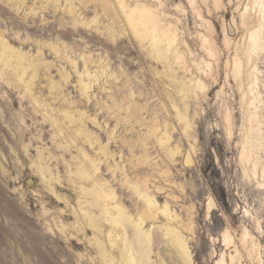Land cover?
Wrapping results in <instances>:
<instances>
[{"label": "rangeland", "instance_id": "obj_1", "mask_svg": "<svg viewBox=\"0 0 264 264\" xmlns=\"http://www.w3.org/2000/svg\"><path fill=\"white\" fill-rule=\"evenodd\" d=\"M126 1L131 7L156 5ZM161 1L188 61L183 70L174 48L158 59L147 41L137 40L117 1L0 0V40L15 55L12 62L0 59V264H122L124 243L110 242L108 233L117 229L106 223L90 191L114 192L115 202L132 217L126 238L136 250L133 222L145 208L136 185L155 194L158 208L168 204L179 217L181 225H171L179 226L191 264H216L222 256L231 264L235 244L234 264H260L259 256L264 264V27L254 47L258 86L250 141L260 170L254 178L240 160L245 99L233 81L232 63L245 43L241 15L249 0H242L241 8L240 0ZM168 25L165 20L163 30ZM205 37L216 45L214 58L203 48ZM16 56L23 58L21 67ZM196 79H204L207 92L194 89ZM179 114L192 130L185 131ZM165 134L168 144L162 143ZM192 135L197 141L188 138ZM86 199L95 224L81 210L79 202ZM160 214L142 226V233L157 240L150 239L144 264H182L164 236L168 221ZM245 229L256 245L253 255L252 242H241ZM225 234L235 244H226Z\"/></svg>", "mask_w": 264, "mask_h": 264}, {"label": "bare ground", "instance_id": "obj_2", "mask_svg": "<svg viewBox=\"0 0 264 264\" xmlns=\"http://www.w3.org/2000/svg\"><path fill=\"white\" fill-rule=\"evenodd\" d=\"M117 1V5L119 6V8L121 9L122 13L124 14L126 21H127V25H129V27L132 29V31L134 32V34L136 35L137 40L141 41H147L150 44V47L152 48V54H155V56L159 59V58H166L167 54L171 48H174V52L172 53L173 58L177 61V63L182 67V70L184 67H187V60L185 58V54L184 50H180V48L178 47L179 44L177 43V28H175L174 26V22L173 18L168 15L166 13V11H164V4L161 0H152L154 3H156V5L152 6V5H147V4H143V3H137L134 7H131L128 5L126 0H114ZM151 1V0H149ZM219 1V0H217ZM238 1V0H237ZM142 2V1H141ZM191 4L194 5L195 0H190ZM151 3V2H150ZM234 3V2H233ZM239 7L241 8L242 4V0H240L239 2H237ZM114 4V3H113ZM116 4V3H115ZM114 4V5H115ZM149 4V3H148ZM153 4V3H152ZM219 4V3H218ZM231 4V3H230ZM245 4V3H244ZM232 5V4H231ZM244 7V12L241 15V20H242V28H245V32L247 33L246 37L244 38V44L242 48L237 49L236 54L233 56L232 58V63H233V81L234 82H239L240 84V91H243V98L245 99L244 101V105H245V116L244 119L246 117V125H245V133H244V139L242 142V153H241V162L243 164V168H245V171L251 170V176H253L254 178H257V176L260 173V170H258V162H257V156H256V149L255 147L253 148L251 145V139L253 138V118H254V114L251 111V106L254 104L255 101H257V96L254 93L255 92V88L258 86V77H257V67H256V63H257V58H256V51L254 50L255 44L258 42V40L261 37L262 34V30H263V25H264V0H249V2L243 6ZM116 12V11H115ZM119 15V14H118ZM121 17V16H120ZM202 17V16H201ZM235 17V16H234ZM124 19V18H123ZM234 19V18H233ZM168 20V28L164 29L163 23L164 21ZM170 20V21H169ZM96 21V19L94 20ZM125 21V19H124ZM125 21V22H126ZM207 22V21H206ZM236 22V21H235ZM234 23V22H233ZM210 24V23H207ZM235 24V23H234ZM207 27V26H206ZM245 33V34H246ZM227 35V34H226ZM203 40V39H202ZM186 42V41H185ZM230 43V40H229ZM8 44V43H7ZM6 44L5 41L0 40V59L1 62L6 61V63L8 62H12V58L15 55H11V53H14V49L10 48L8 45ZM184 44V43H183ZM181 45V44H180ZM185 46V45H184ZM204 46V47H203ZM203 48H205V51L208 53V55L211 58L216 57L217 51H216V45L214 43V41L212 39L209 38H204L203 40ZM147 46H145L146 48ZM186 47V46H185ZM148 48V47H147ZM150 48V49H151ZM182 48V47H181ZM149 49V48H148ZM149 49V51H150ZM188 49V48H187ZM188 51V50H187ZM16 53V52H15ZM186 53V52H185ZM152 54L149 56L151 57ZM169 54V53H168ZM187 54V53H186ZM192 55V52L190 53ZM17 55V54H16ZM19 55V54H18ZM166 55V56H165ZM190 55V56H191ZM154 56V57H155ZM169 56V55H168ZM18 57V56H16ZM170 57V56H169ZM156 58V59H157ZM189 58V57H188ZM230 58V57H229ZM12 59V60H11ZM16 59V58H15ZM173 59V60H174ZM165 60V59H162ZM191 60V59H189ZM22 61L23 58L21 56H19L17 58V66L21 67L22 65ZM26 61V60H25ZM14 62H16L14 60ZM193 62V61H192ZM203 62V61H202ZM191 63V62H189ZM188 63V64H189ZM31 65V63H29ZM211 64V63H210ZM190 65V64H189ZM8 66V65H7ZM10 66V64H9ZM8 66V67H9ZM193 66V65H192ZM231 66V65H230ZM30 67V66H29ZM35 68V66H34ZM191 69V67H190ZM13 70L16 71V69L14 68ZM19 70V69H18ZM17 70V71H18ZM36 70V69H35ZM187 70V68H186ZM16 71V72H17ZM22 71V70H21ZM187 72V71H186ZM191 73V72H190ZM17 74V73H16ZM20 74V73H19ZM22 74V73H21ZM193 76V74H192ZM245 77V78H244ZM65 78V77H64ZM198 78V77H197ZM67 79V78H66ZM192 79V78H191ZM195 79V78H194ZM205 79V78H204ZM203 79V80H204ZM201 79H196L193 81V86L194 89H196V91L201 92V94L207 92L208 90V84L206 82H204ZM232 80V79H231ZM230 80V81H231ZM83 84V82L81 83ZM30 85V84H27ZM88 86V85H87ZM85 88V87H84ZM89 88V86H88ZM244 89V90H242ZM88 90V89H87ZM239 91V90H238ZM198 92V93H199ZM242 93V92H241ZM243 99V100H244ZM242 100V99H241ZM66 111V110H65ZM181 113V111H180ZM65 114V113H64ZM182 114V113H181ZM81 115V113H80ZM178 117L180 118L181 121H183L181 124L184 123L185 126V131L188 129L192 130V126L189 125L188 123V118L186 119L185 115H178ZM71 117H69L68 119H70ZM81 118V117H79ZM243 119V120H244ZM73 120V119H72ZM190 120V119H189ZM227 121L229 123V125L231 124V114L229 113L227 115ZM77 122V121H76ZM190 122V121H189ZM192 122V121H191ZM74 124V122H73ZM181 126V125H180ZM82 127V126H81ZM183 127V126H181ZM230 128V127H229ZM76 129V128H75ZM78 129V128H77ZM156 129V128H155ZM83 130V129H82ZM184 131V128L181 129ZM74 131V130H73ZM182 131V133H183ZM190 131V130H189ZM69 133V131H67ZM66 132V133H67ZM72 132V131H71ZM84 132V131H83ZM86 132V131H85ZM195 133V132H194ZM232 133V132H231ZM74 134V133H73ZM168 134V133H167ZM188 134V132H187ZM66 135V134H65ZM72 135V134H71ZM70 136V135H68ZM76 136V135H75ZM83 136H86L83 135ZM92 136V135H90ZM197 136V134H196ZM233 136V135H232ZM192 137L195 141H197V138L195 136H188ZM83 138H88L83 137ZM165 140L162 139V143L163 144H168L170 141V138L168 135L165 134ZM67 139H70L67 138ZM80 139V138H78ZM77 139V140H78ZM96 139V138H95ZM94 139V140H95ZM75 140V138H74ZM87 140V139H86ZM85 140V141H86ZM192 140V141H194ZM70 141V140H69ZM96 141V140H95ZM94 141V142H95ZM93 142V141H92ZM97 142V141H96ZM95 142V143H96ZM63 143V142H62ZM99 143V142H98ZM195 143V142H193ZM197 143V142H196ZM195 143V144H196ZM93 145V144H92ZM102 146V145H101ZM108 147V145H106ZM105 146V147H106ZM103 146V148H105ZM101 148V147H100ZM102 148V149H103ZM177 148V147H176ZM171 149V148H170ZM175 149V148H174ZM194 148H192L193 150ZM108 150V149H106ZM169 150V149H168ZM176 150V149H175ZM178 150V149H177ZM180 150V149H179ZM178 150V151H179ZM100 151V150H99ZM98 151V152H99ZM174 151V150H173ZM173 151H170V154H172V156L174 154L177 155V153H174ZM83 152V150H82ZM101 152V151H100ZM176 152V151H175ZM108 153V151H107ZM105 153V154H107ZM103 154V153H102ZM168 154V153H167ZM110 155V154H109ZM108 155V156H109ZM89 156V155H88ZM104 156V155H103ZM107 156V155H106ZM112 156V155H111ZM170 156V155H169ZM168 156V157H169ZM76 158V157H75ZM94 158V157H93ZM109 158V157H108ZM81 159V158H80ZM105 159V157H104ZM111 159V158H110ZM171 159V157H170ZM99 160V159H98ZM107 160V159H105ZM162 160V159H161ZM175 160V159H174ZM81 161V160H80ZM167 161V160H166ZM173 161V160H172ZM193 160H191L190 157L187 158L186 163L187 164H191ZM76 162V161H75ZM87 162V161H86ZM146 162V160H145ZM148 162V161H147ZM146 162V163H147ZM162 162H164L162 160ZM80 163V162H79ZM88 163V162H87ZM85 163V164H87ZM114 163V162H113ZM169 163V161H168ZM77 164V163H76ZM82 164V163H81ZM100 164V163H98ZM109 164V163H108ZM157 164V163H156ZM165 164V162H164ZM167 164V163H166ZM107 165V164H105ZM112 165V164H111ZM171 165V164H170ZM95 166V165H94ZM110 166V165H109ZM118 166V164H117ZM73 167V166H72ZM90 167V166H89ZM108 167V166H107ZM167 167V166H166ZM74 168V167H73ZM96 171L99 170L98 167H96ZM100 168V167H99ZM111 169L113 167H110ZM118 168V167H116ZM115 168V169H116ZM168 168V167H167ZM78 169V168H76ZM109 169V170H111ZM120 169V168H119ZM81 170V169H80ZM118 170V169H116ZM121 170V169H120ZM125 170V169H124ZM123 170V171H124ZM167 170V169H166ZM169 170V169H168ZM79 171V170H78ZM77 171V172H78ZM113 171V169L111 170ZM161 171V170H160ZM262 175L264 176V164H262ZM122 172V171H121ZM163 173V172H162ZM165 173V171H164ZM163 173V174H164ZM78 174V173H77ZM100 174V171H99ZM122 174V173H121ZM138 174V173H137ZM170 174V173H167ZM81 175L87 179L91 178L90 175L81 172ZM113 175V174H112ZM124 175L126 176V172L124 173ZM165 175V174H164ZM171 175V174H170ZM75 176V175H74ZM99 176V175H98ZM125 176H123V179ZM161 176V175H160ZM246 176L248 177V179L251 178V176L246 173ZM73 177V176H72ZM101 177V176H100ZM115 177V176H114ZM128 177V175L126 176ZM131 177V176H130ZM140 177V176H138ZM163 177V176H162ZM166 177V175H165ZM169 177V176H168ZM81 178V177H80ZM154 178V177H153ZM77 179V178H76ZM165 180L167 178H164ZM75 180V177H74ZM78 180V179H77ZM95 181H97L96 179H94ZM93 180V181H94ZM102 180V179H101ZM132 180V179H131ZM81 181V180H80ZM83 181V180H82ZM103 181V180H102ZM107 181V180H106ZM130 181V180H129ZM133 181V180H132ZM169 181V179H168ZM172 181V180H170ZM92 182V181H91ZM131 182V181H130ZM173 182V181H172ZM171 182V184H172ZM78 183V182H77ZM80 183V182H79ZM100 183V182H99ZM126 183V180L124 182V185ZM129 183V182H128ZM134 183V181H133ZM141 183V182H140ZM139 183V184H140ZM167 183V182H166ZM174 183V182H173ZM74 184V183H72ZM76 184V183H75ZM82 184V183H81ZM89 184V183H88ZM122 184V183H121ZM144 184V183H143ZM149 184V182L147 183ZM90 185V184H89ZM100 185V184H99ZM128 185V184H127ZM125 185V186H127ZM132 185V184H131ZM142 185V183H141ZM153 185V184H152ZM75 186V185H74ZM148 186V185H147ZM155 186V185H154ZM123 187V186H122ZM130 187V185H129ZM142 187V188H141ZM137 186L136 185V190L135 193H137L140 197H143L144 202H145V208L143 210V213H140L141 215H139V220L137 223L133 224L135 225V232L138 235V245H137V251L135 250V246L133 245L132 242H129L128 239L126 238V226L128 224H132V220H131V216H129V214L127 213L126 209L118 204V202H115L116 198H115V194L112 190H109L108 192H106V190H103L101 187H97L95 188L92 192L93 194V198L96 199V201L98 202L97 204H99V207L101 208V214L104 217V220L106 221V223H109L114 230L117 229V232L121 233L120 235L117 234V232L115 233V235L113 234L114 231H110L109 228L108 230L110 231L108 233V237L109 240L112 244H119L117 239L119 238L120 244L122 245L124 243V247H123V252H122V258H123V262L122 264H144L145 260L148 257V252L146 251L147 248L150 247L151 245V240L152 238H149V236H147V234H144L141 232V230L143 229L142 226L144 224H146V221L150 218H155L156 215L158 214V212H160L162 214L163 217H166V222L165 223L167 225H165L163 227V232H164V236H166V239L168 237V239L170 240V245L172 246L173 250H175L176 254L179 256V260L181 259V261L183 262L182 264H191L192 260H191V254L188 250L187 247V243L184 240V236L181 234V232H179V226L178 229H176L174 226H172L171 224L173 222H175L174 224H180V221H178L176 223V221L179 219V217L175 214L172 213L168 207V204L165 205L163 207V209L158 208V205L156 203V201L154 200V195L152 196L147 189H144L143 186ZM153 187V186H151ZM160 187V186H158ZM73 188V187H72ZM162 188V186H161ZM164 188V187H163ZM162 188V189H163ZM82 197L81 198H85L86 197V188L85 186H83L82 188ZM131 189V187H130ZM129 189V190H130ZM151 189V188H150ZM76 190V189H74ZM108 190V189H107ZM128 190V189H127ZM155 190V189H154ZM153 190V191H154ZM158 189H156L157 191ZM167 190V189H166ZM133 191V190H132ZM70 192V191H69ZM79 192V191H78ZM152 192V190H151ZM160 192V191H159ZM161 193V192H160ZM168 193V191H167ZM175 193V192H174ZM173 193V195H175ZM171 194V193H170ZM76 196V195H75ZM139 197V198H140ZM157 197V196H155ZM174 197V196H173ZM79 199V197H77ZM135 198V197H134ZM176 198V197H175ZM138 199V198H137ZM169 199V198H168ZM141 200V198H140ZM78 201V200H77ZM117 201V200H116ZM119 201V200H118ZM122 201V200H121ZM167 201V200H166ZM170 201V200H168ZM173 202V201H172ZM89 203V200H85V201H80L79 204H81V210L84 212V214L86 215V217L90 218V221L92 224H95V220H94V216L93 214L90 213V211L88 212V208H85V204L87 205ZM76 204V203H75ZM78 204V205H79ZM175 204V203H174ZM211 205V204H210ZM143 206V205H142ZM175 206V205H174ZM73 207V206H72ZM71 207V208H72ZM76 207V206H75ZM171 207V206H170ZM143 208V207H142ZM73 209V208H72ZM77 209V208H76ZM210 209V208H209ZM141 210V209H140ZM75 212V211H74ZM99 212V211H98ZM142 212V211H141ZM248 212V211H247ZM77 214V213H76ZM79 214V213H78ZM131 214V213H130ZM160 214V215H161ZM80 215V214H79ZM81 216V215H80ZM82 218V217H81ZM98 218V216H97ZM101 218V217H100ZM79 219V218H78ZM102 220V219H101ZM157 220V219H156ZM86 221V220H85ZM89 221V224H90ZM100 221V220H99ZM183 222V221H182ZM86 223V222H84ZM101 223V222H100ZM102 224V223H101ZM130 224V225H131ZM85 225V224H84ZM106 225V224H105ZM181 225V224H180ZM89 227V225H87ZM93 227V226H92ZM103 227V225H101V228ZM155 227V226H154ZM91 228V226H90ZM107 228V227H106ZM158 228V226H157ZM162 228V227H161ZM190 228V227H189ZM83 230V227H82ZM144 230V229H143ZM152 230V229H150ZM157 229H155L154 231H156ZM161 230V229H160ZM159 230V231H160ZM190 230V229H189ZM158 232V231H157ZM162 232V233H163ZM95 233V232H94ZM104 233V232H103ZM107 233V232H106ZM134 233V232H133ZM98 234V233H97ZM155 234V233H154ZM228 234V233H227ZM152 235V234H151ZM155 235H159V234H155ZM161 235V234H160ZM229 235V234H228ZM228 235H224V241L226 244H235L234 240L231 238V236ZM100 236V235H99ZM106 236V234H105ZM99 238V237H97ZM106 240V238H104ZM151 239V240H150ZM154 239V238H153ZM102 240V239H99ZM155 241H157L156 239H154ZM154 240H152L153 242H155ZM163 240V239H162ZM161 240V241H162ZM243 242L242 244H244V246H248L250 244V241L252 242V234L250 233V231L248 229H245L243 232V236L241 239ZM97 241V240H96ZM121 241L123 243H121ZM107 243V242H106ZM163 243V241L161 242ZM99 245V244H98ZM120 245V246H121ZM230 245V244H229ZM119 246V245H118ZM156 246H157V242H156ZM170 246V247H171ZM111 247V246H110ZM152 247V246H151ZM108 248V247H107ZM155 248V246H154ZM153 248V249H154ZM235 248H236V255L235 256H230L231 259V264H234V262L236 261V256L239 255L238 253V248L236 247L235 244ZM104 249V248H103ZM117 249V248H116ZM121 249V247H120ZM115 251V250H114ZM109 252V251H108ZM256 251V245L253 244V242L251 243V249H250V254L253 255V253L255 254ZM113 254V253H112ZM115 254V253H114ZM102 255V254H101ZM108 255V253H107ZM260 255V254H258ZM257 255V256H258ZM112 256V255H111ZM239 257V256H237ZM109 258V257H108ZM115 258V257H114ZM120 258V257H119ZM118 258V259H119ZM117 259V258H116ZM161 259V258H160ZM259 262L260 264L262 263V258L261 256H259ZM106 261V260H105ZM121 261V260H119ZM117 263V262H116ZM107 264V263H106ZM110 264H115L114 261L111 260ZM118 264V263H117ZM121 264V263H120ZM162 264H165L164 261ZM181 264V262H180ZM216 264H227L226 261V257L222 256L217 262Z\"/></svg>", "mask_w": 264, "mask_h": 264}, {"label": "snow or ice", "instance_id": "obj_3", "mask_svg": "<svg viewBox=\"0 0 264 264\" xmlns=\"http://www.w3.org/2000/svg\"><path fill=\"white\" fill-rule=\"evenodd\" d=\"M225 235H227V234H225Z\"/></svg>", "mask_w": 264, "mask_h": 264}]
</instances>
